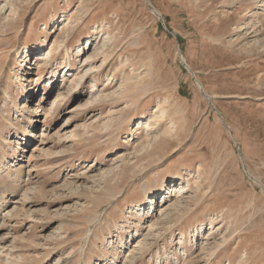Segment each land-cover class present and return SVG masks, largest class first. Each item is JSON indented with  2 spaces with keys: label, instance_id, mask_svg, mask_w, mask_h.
<instances>
[{
  "label": "rangeland",
  "instance_id": "rangeland-1",
  "mask_svg": "<svg viewBox=\"0 0 264 264\" xmlns=\"http://www.w3.org/2000/svg\"><path fill=\"white\" fill-rule=\"evenodd\" d=\"M0 264H264V0H0Z\"/></svg>",
  "mask_w": 264,
  "mask_h": 264
},
{
  "label": "bare ground",
  "instance_id": "bare-ground-1",
  "mask_svg": "<svg viewBox=\"0 0 264 264\" xmlns=\"http://www.w3.org/2000/svg\"><path fill=\"white\" fill-rule=\"evenodd\" d=\"M87 43H90V39L87 40ZM90 47V46H89ZM88 48V45H87ZM57 51L55 52V49H53V47L50 49V51L45 52V53H41V61L42 62H46L47 59H50L51 61L54 59L55 55H56ZM40 55V54H39ZM182 60L184 61V58L182 56ZM201 86V85H200ZM150 124H148L149 126ZM151 126V125H150ZM165 197V196H164ZM182 236H186V234H183ZM139 244V243H138Z\"/></svg>",
  "mask_w": 264,
  "mask_h": 264
},
{
  "label": "water",
  "instance_id": "water-1",
  "mask_svg": "<svg viewBox=\"0 0 264 264\" xmlns=\"http://www.w3.org/2000/svg\"><path fill=\"white\" fill-rule=\"evenodd\" d=\"M184 65H185V67L191 72V74H192V76L195 78V80H196V82L199 84V85H201L202 86V84H201V82L198 80V78L196 77V74L192 71V69L190 68V66H188V64H186V62H182ZM202 90H204V88H203V86H202ZM228 128H230L229 126H228ZM248 172V171H247ZM248 174H249V176L251 177V178H253L255 181H258L252 174H250L249 172H248ZM259 182V181H258Z\"/></svg>",
  "mask_w": 264,
  "mask_h": 264
}]
</instances>
